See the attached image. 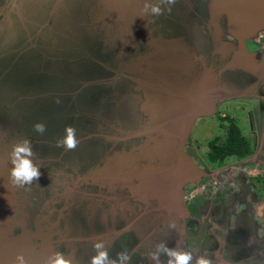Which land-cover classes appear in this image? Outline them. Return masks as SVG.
Masks as SVG:
<instances>
[{
    "label": "water",
    "instance_id": "1",
    "mask_svg": "<svg viewBox=\"0 0 264 264\" xmlns=\"http://www.w3.org/2000/svg\"><path fill=\"white\" fill-rule=\"evenodd\" d=\"M183 1L0 0V91L13 88L26 96V108L42 110L26 113V120L14 113L1 124L0 264L17 253L26 264H46L60 252L55 225L38 217L30 221L31 190L10 177L11 145L28 139L29 159L44 179L41 197L53 195L50 141L34 126L25 130L26 121L48 122L61 134L64 122L82 118L91 128L87 136L106 142L100 175L107 197L114 201L116 188L137 177L149 182L163 207L188 214L180 193L200 171L183 146L196 118L214 111L217 91L213 69L182 23ZM192 3L213 37L223 13L241 45L264 27V0ZM153 4L162 15L152 13ZM63 255L76 264L74 256Z\"/></svg>",
    "mask_w": 264,
    "mask_h": 264
},
{
    "label": "flooded vegetation",
    "instance_id": "2",
    "mask_svg": "<svg viewBox=\"0 0 264 264\" xmlns=\"http://www.w3.org/2000/svg\"><path fill=\"white\" fill-rule=\"evenodd\" d=\"M187 1L197 18L194 24L185 19L182 23L191 44L213 69L217 91L214 111L196 118L183 146L200 171L191 182L196 185L194 192L188 183L180 193L188 214L163 207L149 182L137 177L116 188L112 201L100 175L105 140L87 136L91 128L80 117L64 122L61 134L47 122L43 135L50 141L48 154L53 157V195L41 197L44 179L39 175L36 183L27 184L33 203L27 210L30 221L38 217L55 225L54 238L60 241L56 248L74 256L76 264H90L97 241L116 264H156L153 253L159 264H167L169 257L157 248L161 244L190 252V264L200 257L210 264H264V27L241 45L238 35L226 27L223 13L213 37L209 23L192 0ZM117 32L123 35L121 28ZM25 97L13 88L0 91V130L3 122L14 119V113H24L26 120V113L42 111L38 106L26 108ZM218 118L222 121L215 131ZM65 125L75 126L79 143L75 150L63 153L65 148L58 147L57 140L64 135ZM32 126L26 121L24 129ZM207 131L210 135L200 140ZM45 209L49 213L44 214ZM165 228L170 230L166 235L162 234ZM121 253L126 260L119 259Z\"/></svg>",
    "mask_w": 264,
    "mask_h": 264
},
{
    "label": "clouds",
    "instance_id": "3",
    "mask_svg": "<svg viewBox=\"0 0 264 264\" xmlns=\"http://www.w3.org/2000/svg\"><path fill=\"white\" fill-rule=\"evenodd\" d=\"M176 0H167L168 4L175 3ZM171 11V9H167ZM151 11L155 15H162V10L157 5L153 4L151 6ZM34 129L39 134H44L46 131V126L42 122H37L34 124ZM77 129L73 125H65L64 135L57 140V146L63 147L66 150H75L78 146ZM33 156V151L31 148V141L28 139H23L20 142H14L10 149V159L13 167L10 169V177L13 183L18 184L23 187L30 184L34 178L39 177V171L33 164L29 157ZM93 247L97 250L96 254L91 257L90 264H116L115 261H109L108 251L103 248V244L97 241L93 244ZM158 251L163 250L169 259L167 264H190L192 260V254L187 251H177L174 249H168L164 245L157 246ZM119 259L121 261L126 260L127 256L124 253L119 254ZM152 259L159 264V259L157 253L152 254ZM8 264H26V261L22 254L17 253L16 259L10 260ZM46 264H71V261L64 258L63 253L54 252L46 260ZM196 264H210V262L204 257L197 259Z\"/></svg>",
    "mask_w": 264,
    "mask_h": 264
},
{
    "label": "rangeland",
    "instance_id": "4",
    "mask_svg": "<svg viewBox=\"0 0 264 264\" xmlns=\"http://www.w3.org/2000/svg\"><path fill=\"white\" fill-rule=\"evenodd\" d=\"M180 4H181L180 7H181V10H182V16H183V18L185 20H187V22H192L194 24V21H196L197 16H196L195 12L192 10L190 2L187 1V0H185V1L181 2ZM71 6H73V5H71ZM219 20H220V18H219ZM189 26H191V25L188 24V27ZM229 114L232 115L231 113H229ZM225 120H227V118H225ZM221 121H222V119H220V118H218L215 121V123H214L215 124V127H216L215 131L217 130V127L220 125V122ZM189 134H190V132H189ZM208 135H210V132L209 131L204 132V134L200 137V140L204 141V138L207 137ZM208 147L209 146L207 145L206 149H208ZM203 148H204V146H203ZM187 184L188 183L184 184V186L182 187V190H184V188H185V186ZM189 186H191L190 187V190H192V191L196 188V185H194V183H190ZM171 218L174 219L177 222H180V219L177 216H175V215H171ZM168 228L170 229V227H168ZM168 228H165V230H164V232H162V234L166 235V233H168V231L171 230V229L170 230H167Z\"/></svg>",
    "mask_w": 264,
    "mask_h": 264
}]
</instances>
